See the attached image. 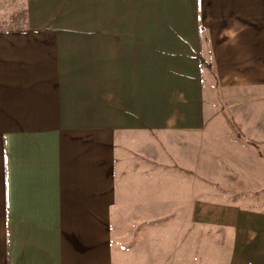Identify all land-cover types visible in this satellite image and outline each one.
Listing matches in <instances>:
<instances>
[{"label": "crops", "instance_id": "obj_1", "mask_svg": "<svg viewBox=\"0 0 264 264\" xmlns=\"http://www.w3.org/2000/svg\"><path fill=\"white\" fill-rule=\"evenodd\" d=\"M0 264H264V0H0Z\"/></svg>", "mask_w": 264, "mask_h": 264}, {"label": "rangeland", "instance_id": "obj_2", "mask_svg": "<svg viewBox=\"0 0 264 264\" xmlns=\"http://www.w3.org/2000/svg\"><path fill=\"white\" fill-rule=\"evenodd\" d=\"M226 116H227V115H226ZM226 116H223V118H222V117L217 118V119H216V125H225V122H222L223 119H224L225 121L229 122V119H228Z\"/></svg>", "mask_w": 264, "mask_h": 264}]
</instances>
